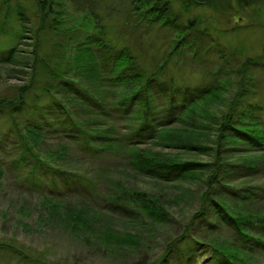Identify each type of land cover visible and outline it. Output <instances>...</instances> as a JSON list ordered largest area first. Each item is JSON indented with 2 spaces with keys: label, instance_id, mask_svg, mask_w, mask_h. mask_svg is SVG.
<instances>
[{
  "label": "trees",
  "instance_id": "1",
  "mask_svg": "<svg viewBox=\"0 0 264 264\" xmlns=\"http://www.w3.org/2000/svg\"><path fill=\"white\" fill-rule=\"evenodd\" d=\"M36 1L41 12L47 13L45 2ZM239 1L249 4L254 0ZM129 2L128 13L136 21L167 27L170 14L167 0ZM41 30L33 33V48ZM89 42L97 46L100 55L85 51L84 56L72 59L84 58L81 76H85L89 85L82 87L70 80L73 76L66 71L56 69L54 73L41 61L53 80L64 85L62 88L67 92L73 91L80 108L73 109L72 104L67 105L61 99L51 102L45 109L53 115L42 114L41 123L33 121L35 127L26 129L25 141L41 153H47L38 147L46 133L65 141L47 154L48 158L68 162L69 150L79 151L83 159L96 164L87 175L92 177L45 164L36 155H33L36 160L29 164L26 160V155L32 154L29 149L16 159L32 173L51 174L54 190L50 195L43 194L39 203L40 208L47 210V220L55 217L62 229L77 237L85 248L105 254L116 264L130 261V264H198L201 259L198 253L209 255L203 264H251L256 256L264 259V193L260 199L256 198L264 187L237 190L230 185L235 179L264 172V123L256 118H260L262 106L243 105L246 94L242 87L239 92H231L222 84L209 87L182 82L179 74L169 68L177 67L171 60L177 50L172 49L160 59L154 54L148 56L142 47L117 45L104 36ZM17 49H10L5 58L0 56V63L12 64ZM39 60L34 51L28 58L32 68ZM27 88L22 86L21 93ZM56 88L44 84L39 90L50 92ZM22 105L20 94L17 102L0 101V110L9 107L15 114ZM81 108L89 112L79 111ZM246 119L248 124H244ZM235 149L249 154L251 161L235 162L231 157ZM189 155L205 156L207 160L201 164ZM113 160L123 163L113 165ZM112 169H116L114 173ZM123 169L171 188L199 180L196 187L200 201L191 220L181 226L176 236L168 238L163 247L160 245L159 252H154L156 245L142 243L154 240L158 227L169 223L164 207L167 202L161 195L129 188L123 180L113 178ZM27 175L25 178L34 176ZM29 181L40 186L38 178ZM219 196L228 198L216 199ZM176 201L178 198L172 203ZM114 217L127 220L133 232L111 226ZM222 228L229 231L231 244L204 240L205 232L216 233ZM145 251L149 254L142 255ZM146 256L150 257L148 261L144 262L145 258L140 261ZM15 257V264H45L24 254ZM123 258L127 259L119 261Z\"/></svg>",
  "mask_w": 264,
  "mask_h": 264
},
{
  "label": "rangeland",
  "instance_id": "2",
  "mask_svg": "<svg viewBox=\"0 0 264 264\" xmlns=\"http://www.w3.org/2000/svg\"><path fill=\"white\" fill-rule=\"evenodd\" d=\"M43 1L48 7L47 13L41 12L36 0H0L1 58H5L10 49L18 47L12 64L0 63V101L14 103L20 94L23 97V105L16 109L15 114L9 107L0 110V264H15L14 258L18 253L37 258L45 264H116L105 254L85 248L77 237L62 229L55 217L47 220V210L40 208L39 203L43 194L50 195L54 190L51 174L47 171L32 173L33 170L24 169L23 164L16 162L20 154L29 149L32 151L26 155L29 164L36 160L33 157L36 155L45 164L82 174L80 176L85 178L92 177L87 175H90L94 163L83 159L79 151L69 150L68 162L66 159L48 158L49 153L64 145L65 141L46 133L38 147L47 153H41L25 141L26 129L35 127L33 121L41 123L43 115H53L45 109L51 102L61 99L67 105L72 104L73 109L80 108L73 91L67 92L62 88L64 85L53 80L41 61L54 73L56 69L66 71L73 78L65 79L69 78L83 87L89 85L85 76H81L84 72L80 65L84 58L72 59L84 56L85 51L100 55V50L89 40L104 36L117 45L127 43L142 47L148 56L154 54L160 59L174 49L177 51L171 60L177 67L172 65L169 68L179 74L182 82L209 87L222 84L231 92H239L242 87L246 94L242 98L243 105L255 103L262 106L260 118L257 115L256 118L264 123V0H254L249 4L239 0H212L209 3L203 0H167L170 5L167 27L159 23L156 27L147 26L145 20L136 21V17L128 13L131 7L129 0ZM39 28L42 30L38 33V44L33 48L32 36ZM33 51L40 59L36 68H32L31 61H28ZM44 84L57 88L41 92L39 89ZM26 85L28 88L21 93L20 89ZM79 111L89 112L87 109ZM248 122L246 119L244 124ZM235 150L236 153L231 155L235 162L251 161L250 155L242 149ZM189 158L201 164L207 160L205 156L189 155ZM120 163L123 162L113 160L111 164ZM115 170L112 169L111 173ZM29 173L34 176L25 178ZM119 173L113 178L123 180L129 188L161 195L167 202L164 207L168 210L169 223L158 227L154 240L142 243L156 245L154 252H159L168 238L176 236L181 226L191 220L200 201L196 187L199 180L185 181L178 188H171L152 183L130 170L123 169ZM37 178L40 186L29 181ZM230 185L237 190L264 187V172L235 179ZM263 193L256 198L260 199ZM175 198H178L177 203H172ZM225 198L228 197L216 199ZM126 221L114 217L110 225L120 231L133 232V226ZM203 236L206 242L220 240L231 244L227 228L216 233L205 232ZM208 245L211 244H202ZM198 257L201 258L198 264L209 259V255L200 256L199 253ZM144 258L146 262L150 257H141L140 261ZM255 258L251 264H264L263 257Z\"/></svg>",
  "mask_w": 264,
  "mask_h": 264
}]
</instances>
